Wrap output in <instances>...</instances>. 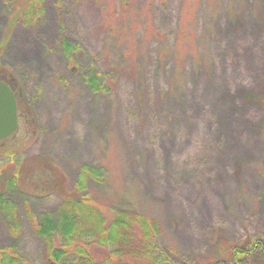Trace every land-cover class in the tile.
I'll list each match as a JSON object with an SVG mask.
<instances>
[{"label":"rangeland","instance_id":"1","mask_svg":"<svg viewBox=\"0 0 264 264\" xmlns=\"http://www.w3.org/2000/svg\"><path fill=\"white\" fill-rule=\"evenodd\" d=\"M9 3L0 0V65L33 108L13 133L22 158L47 155L67 186L82 164L101 166L106 180L90 187L108 196L109 185L158 219L173 264H208L264 235V0H47L36 23L12 28ZM61 24L114 72L113 90L91 91L67 63ZM1 143L12 170V141ZM20 185L5 190L21 230L12 236L0 209V248L16 239L31 264H49L28 210H56L62 195Z\"/></svg>","mask_w":264,"mask_h":264},{"label":"trees","instance_id":"2","mask_svg":"<svg viewBox=\"0 0 264 264\" xmlns=\"http://www.w3.org/2000/svg\"><path fill=\"white\" fill-rule=\"evenodd\" d=\"M46 1L10 0L9 28L17 22L24 25L36 23L46 12ZM120 1L125 5L127 3V0ZM60 26V44L67 63L82 72L83 80L91 91L108 93L113 90L116 80L114 72L98 69L97 56L89 55L81 42L68 36L65 27L62 24ZM4 43L5 40L0 42V51ZM0 79L7 81L16 93L19 127L25 121L31 123L32 102L25 97L18 79L9 67L0 65ZM13 133L0 139V145L3 144L1 142L12 141L4 156L9 158V163H17L12 170L7 165H0V178L8 170L11 172L6 183L0 185V209L10 224L12 236L16 238L21 230V217L17 211L18 204L6 195L5 189L21 186L20 182L26 181L37 192L57 191L62 195L56 210L46 209L38 215L28 210L34 232L45 238L47 263L173 264L167 251L159 244L158 236L162 226L158 219L140 210L133 200L122 197L109 185L108 196L90 187L91 180L99 183L106 180L101 166L82 164L78 181L67 186L64 173L56 168L47 155L22 158L20 150L13 147L18 144V140L14 141ZM45 167L49 171L43 174ZM41 174L44 178L39 186L33 185L32 181ZM15 240L0 248V264H31ZM238 244H229L224 253L208 264H240L244 260L248 261L249 254L253 252L264 255V235L247 238L243 244Z\"/></svg>","mask_w":264,"mask_h":264},{"label":"water","instance_id":"3","mask_svg":"<svg viewBox=\"0 0 264 264\" xmlns=\"http://www.w3.org/2000/svg\"><path fill=\"white\" fill-rule=\"evenodd\" d=\"M18 126L16 93L7 81L0 79V139L11 135Z\"/></svg>","mask_w":264,"mask_h":264}]
</instances>
